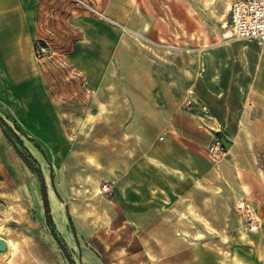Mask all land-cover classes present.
I'll return each instance as SVG.
<instances>
[{
  "label": "rangeland",
  "instance_id": "374dc122",
  "mask_svg": "<svg viewBox=\"0 0 264 264\" xmlns=\"http://www.w3.org/2000/svg\"><path fill=\"white\" fill-rule=\"evenodd\" d=\"M234 1L47 0L45 39L37 44L43 94L37 100L0 95V116L13 129L0 124V237L7 242L0 264H70L66 254L84 264L87 250L113 264L135 250L161 255L162 239L172 255H201L202 264H264L263 201L244 199L225 173L194 186L168 184L157 171L154 192L136 193L129 180V117L135 107L146 110L156 65L168 63L174 78L178 62L192 64L190 49L223 35ZM194 106L187 97L181 111L192 114ZM146 122L150 130L161 123ZM14 133L42 171L59 240L47 220L42 182L21 157L28 153ZM50 191L63 204L60 219ZM137 196L170 213L164 222L174 231L119 228L128 216L113 215L114 209L128 211Z\"/></svg>",
  "mask_w": 264,
  "mask_h": 264
},
{
  "label": "crops",
  "instance_id": "0c3cea01",
  "mask_svg": "<svg viewBox=\"0 0 264 264\" xmlns=\"http://www.w3.org/2000/svg\"><path fill=\"white\" fill-rule=\"evenodd\" d=\"M46 4L47 0H0V95L3 90L10 98L37 100L42 96L46 80L37 44L45 39ZM216 40L190 49L192 64L178 62L174 78L168 63L156 65V78L147 81L151 91L147 90L145 97L146 110L135 107L129 117L130 184L136 186L132 188L136 193L144 189L154 192L161 183L151 178L157 171L167 176L168 184L194 186L205 181L211 184L212 178L222 172L232 179L244 199L261 200L264 208V43L225 42L222 34ZM81 72L87 71L82 68ZM187 97L195 103L192 114L181 111ZM203 105L209 115L202 116ZM144 121L161 123L150 130L143 126ZM217 136L225 140L229 150L224 158L213 162L206 148ZM154 198L149 197V202ZM142 200L131 197L128 211L114 209L113 215L128 216V222L119 228L131 232L174 231L164 222V216L170 213L144 206ZM170 247L169 241L162 239L161 255L146 252L139 256L135 250L113 264L203 263L201 255H172ZM84 258V264H105L88 250Z\"/></svg>",
  "mask_w": 264,
  "mask_h": 264
},
{
  "label": "built area",
  "instance_id": "2783aa9c",
  "mask_svg": "<svg viewBox=\"0 0 264 264\" xmlns=\"http://www.w3.org/2000/svg\"><path fill=\"white\" fill-rule=\"evenodd\" d=\"M223 41H254L264 43V0H236L230 7V20L222 35ZM44 48L38 49V53ZM163 139V138H161ZM228 144L219 136L208 145V155L218 162L228 153ZM108 190L105 187V191Z\"/></svg>",
  "mask_w": 264,
  "mask_h": 264
},
{
  "label": "trees",
  "instance_id": "16d2710c",
  "mask_svg": "<svg viewBox=\"0 0 264 264\" xmlns=\"http://www.w3.org/2000/svg\"><path fill=\"white\" fill-rule=\"evenodd\" d=\"M0 124L3 125V126L8 127L11 131L13 130L12 127L10 125H8V123L6 122V120L3 119L1 116H0ZM14 137L16 138L17 143L19 145H21L23 147V149H25V151L28 153V157H24L20 153L21 154V157L24 159V161L27 163V165L31 169H33L36 173H38V175H39V178H40V180L42 182V194H43V199H44V204H45V211H46L47 220H48L49 225L52 228L53 235L55 236V238H57V240H59L58 239V236H57V233H56V230H55V227H54V224H53L50 203H49L48 195H47V188H46V185H45V182H44V177H43L42 171L40 169L35 170L33 168L32 162H34V163L37 164V160L30 154L28 148L24 145V141L21 139V137L19 135H17L16 133H14ZM63 249H64L65 254H66V252H67L66 251V248L63 247ZM66 256L69 259L70 264H76L75 261L72 259V257L69 254H66Z\"/></svg>",
  "mask_w": 264,
  "mask_h": 264
},
{
  "label": "bare ground",
  "instance_id": "6f19581e",
  "mask_svg": "<svg viewBox=\"0 0 264 264\" xmlns=\"http://www.w3.org/2000/svg\"><path fill=\"white\" fill-rule=\"evenodd\" d=\"M100 15H101V17L107 19V18L104 17L102 14H100ZM15 166H16V170L19 172L20 176L23 177L24 172H23V170L21 169L19 163H18V162H15ZM23 178H24V177H23ZM50 193H51V198H52V201H53V204H52L53 211H52V212H53V214L56 215V217H57L58 219H60V218H61V214H62L63 204L60 203V202H58V201L56 200V198L54 197V194H53L52 191H50ZM3 253H4V252H3ZM3 253H2V254H3ZM2 254H0V256H1Z\"/></svg>",
  "mask_w": 264,
  "mask_h": 264
},
{
  "label": "water",
  "instance_id": "95a60500",
  "mask_svg": "<svg viewBox=\"0 0 264 264\" xmlns=\"http://www.w3.org/2000/svg\"><path fill=\"white\" fill-rule=\"evenodd\" d=\"M7 250V242L3 238L0 237V254Z\"/></svg>",
  "mask_w": 264,
  "mask_h": 264
}]
</instances>
